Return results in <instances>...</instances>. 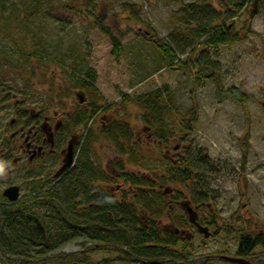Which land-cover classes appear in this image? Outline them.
<instances>
[{
  "label": "rangeland",
  "instance_id": "374dc122",
  "mask_svg": "<svg viewBox=\"0 0 264 264\" xmlns=\"http://www.w3.org/2000/svg\"><path fill=\"white\" fill-rule=\"evenodd\" d=\"M203 1L211 2L214 8L220 4V0H99L91 6L81 5L79 0L8 1L6 17L11 20L27 17L23 20L27 24L25 30L15 27L12 34L0 19V51L6 57L0 55V125L15 102L12 95H17L18 100L19 95L26 97L31 103L29 107L43 103L63 115L69 114L68 118L76 122V110L87 108L89 102L87 99L78 102L76 93L81 89L77 88L71 72L83 77L89 70L106 100L99 102L103 107L94 119L92 159L116 176L121 160L126 173H142L150 179L153 174L160 175L157 158L163 157L174 164L183 159L198 162L196 172L212 196L216 224L210 229L213 233L210 238H204L191 227L182 228L193 234L188 243L192 254L183 264H233L219 257L235 255L240 233H264V0L259 1L253 17L250 16L253 0L246 1L243 14L248 17L249 33L243 41L205 51L194 50L195 57L204 56L207 66L204 74H210L212 69V76L219 79L222 90L236 88L247 95L243 102L218 91L213 78L195 83L197 69L176 72L161 68L158 52L144 39L151 33L171 44L170 35L178 26L173 22L174 13L183 3ZM130 5L134 7L127 10ZM12 22L9 23H16ZM98 24L104 25L111 37L121 40L123 54L119 60L112 55L111 37L100 31ZM19 40L28 46L25 51L34 52L29 63L17 62L20 55L14 42ZM38 53L43 54L42 61L38 60ZM148 77L155 78L161 89L172 92L171 110L187 121L184 124L189 128L174 126L175 136L165 141L161 150L149 143L152 139L148 142L149 131L138 122L135 107L129 106L126 113L113 104L120 92L136 90ZM104 114L108 119H122L131 124L137 143L142 144L141 168L127 163L129 159L118 155L112 144L102 138L99 126L105 121ZM173 119V116L166 118L168 126ZM77 129L80 148L84 142L83 130ZM143 143L148 145L144 147ZM38 174L18 170L11 182L22 185L23 196L29 190L28 183L40 177ZM24 175H28L27 181ZM115 182L114 186L121 185V190L129 188L120 179ZM160 224L170 230L165 226L170 225L168 219H160ZM83 244L82 240L72 241L58 252L78 253L83 250ZM85 256L86 264H103V261L134 264L117 260L112 251H89ZM252 256L253 264H264V249L256 248Z\"/></svg>",
  "mask_w": 264,
  "mask_h": 264
},
{
  "label": "trees",
  "instance_id": "16d2710c",
  "mask_svg": "<svg viewBox=\"0 0 264 264\" xmlns=\"http://www.w3.org/2000/svg\"><path fill=\"white\" fill-rule=\"evenodd\" d=\"M8 1L0 0V19L5 22L3 26L8 25V31L15 34V27H23L25 30L27 23L23 20L27 17L8 19L5 14ZM97 1L79 0L84 6H91ZM246 1L220 0L219 6L215 8L211 2L206 1L183 3L174 13L173 22L178 26L170 35L171 44L149 32L144 39L158 52L161 68L176 72L197 69L195 83L204 78H213L218 91L237 102L246 101L247 95L236 88L222 90L219 79L212 76V69L210 74H204L203 69L207 68L203 62L204 56L194 55L196 48L205 51L244 40L249 33L248 17L243 14ZM133 7L130 5L127 10ZM12 21L16 23L10 24ZM98 27L110 36L104 25L98 24ZM22 43L20 40L14 42L20 55L17 62L29 63L34 52L25 51L28 46ZM111 46L112 55L119 60L123 54L121 40L111 37ZM37 58L42 61L43 54ZM71 73L77 88L84 92L89 102L87 108L76 110V122L70 120L74 126H80L83 130V145L72 168L62 173L60 179L51 181L53 172L49 175L43 173L34 180L20 200L8 205L0 202V264H86L85 255L89 251H112L116 253L117 260L125 263L188 262L192 254L188 245L190 241L176 234L174 229L190 226L180 206L186 193V199L193 205L201 199L206 201L210 198L207 186L196 178L198 162L183 159L174 164L164 161L163 157L157 158L161 171L160 175L153 174L152 180L142 173H126L121 160L118 161V176L106 172L96 162L98 160L92 159L94 119L103 107L99 102L105 103L106 100L95 86L94 73L87 70L83 77ZM156 81L151 77L136 90L120 92L113 104L124 111L129 106L135 107L138 110V122L149 131L148 142L152 139L149 143L161 150L165 147L162 144L175 136L174 126L189 128L184 124L187 121L179 119L171 110L170 105H174L172 92L163 87L161 89ZM171 116L175 122L171 121L168 126L166 118ZM104 117L105 121L100 122L99 126L102 138L112 144L118 155L129 159L127 163L141 168L142 144L137 143L131 124L122 119H108L106 114ZM147 145L143 143L144 147ZM116 179H120L129 188L121 190V185L115 187ZM165 189H169V192L165 193ZM198 193L202 194L200 199ZM163 218L168 219L170 230L160 224ZM76 240L84 241L82 251L72 254L58 252L67 243ZM257 246L264 248V233L241 232L237 255L248 256Z\"/></svg>",
  "mask_w": 264,
  "mask_h": 264
},
{
  "label": "flooded vegetation",
  "instance_id": "af4514ba",
  "mask_svg": "<svg viewBox=\"0 0 264 264\" xmlns=\"http://www.w3.org/2000/svg\"><path fill=\"white\" fill-rule=\"evenodd\" d=\"M19 97L18 100L17 95H12L15 102L8 112L6 111L3 124L0 125V197L2 192L11 185H17L21 194L22 185L11 182L12 176L18 170L40 173L39 176L43 173L46 175L53 172L52 178L54 180L60 179L61 177H57V179L54 173L62 165L67 141L72 137H76L74 160H77L78 157V154L76 155L77 150L80 153V135L79 129H77L79 127L74 126L73 122L70 121L69 114L68 116L63 115L60 111L50 109L43 103L37 104L39 106L36 108L29 107L28 105L31 103L29 104L27 98L21 97V95ZM9 164H11L10 168L3 174ZM27 177L28 175H24L23 179L27 181ZM196 178L201 180V176ZM202 183L204 182L202 181ZM206 189L207 194L212 197L208 192V187ZM206 189L204 188L205 191ZM197 196L200 199L202 194L198 193ZM211 204L212 198H209L206 201L201 199L198 204L194 205L199 225L205 226L207 229L215 227L216 224V214ZM246 258L250 264L254 263L252 255L246 256Z\"/></svg>",
  "mask_w": 264,
  "mask_h": 264
},
{
  "label": "water",
  "instance_id": "95a60500",
  "mask_svg": "<svg viewBox=\"0 0 264 264\" xmlns=\"http://www.w3.org/2000/svg\"><path fill=\"white\" fill-rule=\"evenodd\" d=\"M258 8V0H254L253 2V8L251 10V17L254 16V14L256 13ZM76 96L79 98L78 100L80 102H83L84 98L81 92L77 93ZM76 141V137L71 138L68 141V146H67V150L66 152H64V156H63V160H62V165L61 167L58 169V171L56 172L55 176L60 175V173H62L63 170H65L66 168L70 167L72 165L73 162V149H74V144ZM10 165H7V168L3 171V174H5L7 171V169L10 168ZM3 196L5 198H8L9 201H15L18 196H19V187L14 185V186H9L8 188H6L3 191ZM182 207L184 208L183 210H185V212L187 213L189 222L193 225H195L197 227V230L199 232H202L205 237L209 236V233L207 231L206 227H201L197 222H196V212L193 210V208L191 206H189L188 202H184L181 204ZM178 232V231H176ZM188 237H190V235H188ZM222 260L226 261V262H231L234 264H248V261L245 259H240L238 257H230V256H222L221 257Z\"/></svg>",
  "mask_w": 264,
  "mask_h": 264
}]
</instances>
